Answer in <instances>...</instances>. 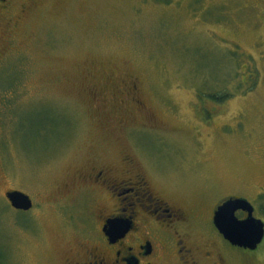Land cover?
<instances>
[{"label":"rangeland","instance_id":"1","mask_svg":"<svg viewBox=\"0 0 264 264\" xmlns=\"http://www.w3.org/2000/svg\"><path fill=\"white\" fill-rule=\"evenodd\" d=\"M26 1L0 7V264H63L71 192L92 210L128 156L179 199L264 198V0Z\"/></svg>","mask_w":264,"mask_h":264},{"label":"flooded vegetation","instance_id":"2","mask_svg":"<svg viewBox=\"0 0 264 264\" xmlns=\"http://www.w3.org/2000/svg\"><path fill=\"white\" fill-rule=\"evenodd\" d=\"M11 1L14 0H0V7L7 8ZM124 164L123 171L103 163L87 174L86 184H91L99 197L92 210L81 204L84 199L79 201L81 187L74 189L79 194L71 192L69 201L74 208H62V213L74 228L73 242L63 264H264V237L255 249L234 245L215 222L219 207L236 198L247 199L253 216L264 222L260 215L263 197L224 193L213 198L179 199L171 189L159 185L146 169H139L131 156ZM61 199H49L48 203L57 205ZM31 200L29 210L16 209L8 203L14 210L26 213L34 207ZM235 216L245 220L249 212L237 209ZM91 218L93 226L89 223ZM83 230L89 234L85 241Z\"/></svg>","mask_w":264,"mask_h":264},{"label":"water","instance_id":"3","mask_svg":"<svg viewBox=\"0 0 264 264\" xmlns=\"http://www.w3.org/2000/svg\"><path fill=\"white\" fill-rule=\"evenodd\" d=\"M12 206L16 209L29 210L32 207L30 197L18 190L7 193ZM237 209L247 210L249 216L238 220L235 216ZM215 222L221 233L232 244L244 248L255 249L264 237V222L253 216V207L247 199H230L219 207Z\"/></svg>","mask_w":264,"mask_h":264}]
</instances>
